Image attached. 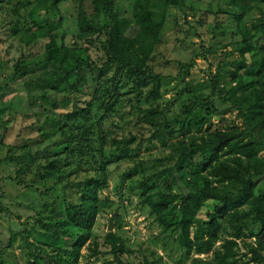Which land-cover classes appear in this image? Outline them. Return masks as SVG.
Here are the masks:
<instances>
[{
	"label": "trees",
	"instance_id": "1",
	"mask_svg": "<svg viewBox=\"0 0 264 264\" xmlns=\"http://www.w3.org/2000/svg\"><path fill=\"white\" fill-rule=\"evenodd\" d=\"M67 1L77 6L73 42L66 40L59 9V3ZM87 1L0 0L8 37L19 36L27 43L48 39L42 58L22 56L13 65L10 81L0 84L1 89L20 82L26 89V100L0 101V126L4 115L9 120L11 114L44 115L41 125L28 126L36 127L39 137L15 145L20 155L8 146L7 161L29 159L27 166L8 177L24 184L29 166L45 159L36 174L46 177L57 172L71 197L64 196L55 221L37 219L40 230L25 228L26 236L34 235L37 241L29 243L30 263L79 264L84 247L99 254V242L91 239L98 214L114 204L109 196H102L109 187L110 167L130 160L135 165L123 175L141 174L132 189L138 190L141 204L149 207L161 228L176 236L177 247L192 264H241L244 259L264 264V0H223L224 7L220 0L216 10L199 7L198 0H89L86 7ZM35 7L43 11V18L30 12ZM22 13L31 21L21 22ZM208 13L216 17L212 38L227 33L228 26L221 22H234L231 43L240 53L236 66L228 70V63L220 62L197 85L187 80L194 55L190 61L166 60V67L174 64L175 73L158 69L155 57L168 21L183 32L179 40L188 51L194 44H188V38L193 33L201 38L198 30ZM181 19L189 30L184 31ZM201 42L206 59L212 48L202 47ZM91 49L101 56L94 59ZM35 65L37 76H31ZM61 92L88 99L84 106L59 112L71 102L59 100ZM123 97L156 104L146 108L141 119L151 131L148 160L137 154L144 137L116 138L112 134L120 124L106 127ZM215 97L228 107L220 110ZM38 109L43 112L37 113ZM212 111L222 120L225 114L236 113L242 124L215 131L209 138L198 136ZM154 139L163 152H152L157 148ZM45 141L43 148L34 149ZM109 146L116 151H109ZM91 170L94 175H89ZM6 210L0 202V211ZM105 243L120 264H125L124 253L134 252L114 232L106 234ZM3 251L0 264H9ZM143 264H162V258Z\"/></svg>",
	"mask_w": 264,
	"mask_h": 264
},
{
	"label": "rangeland",
	"instance_id": "2",
	"mask_svg": "<svg viewBox=\"0 0 264 264\" xmlns=\"http://www.w3.org/2000/svg\"><path fill=\"white\" fill-rule=\"evenodd\" d=\"M219 1L198 0V6L216 10ZM221 1L220 6L224 7L225 2ZM88 3L89 0L86 3V7H88ZM39 9L35 7L30 12L43 18V11ZM59 9L60 15L63 18V27L67 31L66 40L67 42H73L72 35L77 31V20L75 17L77 6L73 2L67 1L59 3ZM3 16V13L0 12V84L10 81L13 65L22 56L28 60L34 59L35 61L42 58L45 44L48 40L45 37H39L27 43L19 36L8 37L9 31L3 27L7 24L3 21ZM56 17L58 18L59 15H56ZM215 18L213 13L204 15L203 20L205 23L198 30L201 38L191 31L193 37L188 38V44H191V42L194 44L188 51L183 49L179 40V38L184 36L183 32L177 31L170 19L162 37V44L159 45L158 53L155 57L156 63L159 64L157 68L167 73L173 71L175 73L177 70L173 69L174 64H171L168 68L164 63L166 60L180 59L190 61L194 55L196 62L191 69L190 76L187 77V80L192 82L193 85L203 82L207 70L214 72L220 62H227V69L232 70L236 66L235 62L240 59L239 50L236 45L231 43V30L234 27V22H229L228 24L227 21L221 22L223 27L224 24H226V27L228 26L227 33L224 36L218 33L212 38L213 33L210 30L216 24ZM20 21L27 23V21H31V18L22 13ZM180 23H182L184 31L189 30L182 19ZM201 41L205 43L202 44V47L211 46L212 48L211 53L207 54L206 59L202 55ZM216 45H219V47H215ZM195 49L196 52H194ZM91 55L94 59H97L101 56V52L91 49ZM37 70L38 66L35 65L34 73L31 76H37ZM262 81H264V78ZM177 83L180 84L181 80L179 79ZM180 86L178 85V88ZM171 94L174 95L175 91L167 93L165 98H169ZM65 98H69L71 102L67 107L58 109L59 112H67L76 106H84V102L88 99V97H75L63 92L58 95L59 100ZM23 100H26V89L20 82L7 83L0 89V101L19 102ZM215 100L220 110L228 107V105L221 104L216 97ZM155 105L153 102H146L145 98L139 101L136 98H132L131 102H129V97H125L116 105V111L111 119L106 122V127H109V124L111 126L114 125L115 122L120 124L118 131L112 134L113 137L127 138L132 134L137 135L139 138L144 137L141 151L137 152L138 157L144 160H148L149 158L146 146L150 144L147 138L150 136L151 131L147 125H144V122H141V119L145 114V109ZM163 105L165 104L163 103ZM163 105L161 106L166 107ZM41 112L43 110L38 109L37 113ZM212 112L214 115L204 125L202 132L198 136L209 138L215 134V131L220 129L226 130L233 126V124H242V119L237 118L236 113H227L225 114L226 119L222 120L217 112ZM8 117L7 115L2 117L3 125L0 126V143L4 144L3 146L0 145V202L7 208L6 211H0V250L5 248L3 256L9 264H31L29 243H36L37 241L34 235L26 236L25 228L40 230L41 228L36 221L37 219H41L44 222L55 221L57 218L54 216L55 211L62 208L63 198L67 194L63 186L66 181H58L57 172L46 177H40L36 174L39 164L45 162V159L29 166L30 171H27L24 176V184H18L12 179L18 169L29 164V159L7 161L5 156L8 154V146L13 145L12 152L20 155V151L15 148V145L21 144L30 137H39L36 127L28 126L34 122L36 126L41 125L44 115L40 114L36 117L28 118L23 117V115L12 116L11 114V120ZM242 128L243 126H241ZM181 135L182 133L179 134V136ZM244 135L245 141L250 139L248 134L244 133ZM173 140L176 141L178 138L176 137ZM200 140L198 139L197 141ZM153 143L156 144L157 148H153L152 152H163L157 140L154 139ZM46 144L47 141L34 146V149L43 148ZM108 150L111 152L116 151L114 146H109ZM53 157L50 156V158ZM134 165V162L125 160L110 167V173L108 174L109 187L103 191L102 196H109V198L114 200V204L112 208H106L98 214L91 239L99 242V254H93L91 250L84 247L82 251L83 256L80 258L79 264H120L115 259L114 254L111 253V247L105 243L108 232H114L116 235L121 236L125 245L134 251L131 254L126 252L121 256L125 264H143L146 259L156 262L159 257L162 258V264H192L184 256L183 251L177 247L176 236L161 228L155 215L149 213V207L141 204L142 197L138 190L132 189L141 180V174L136 173L133 177H125L123 175ZM89 175H94V172L91 170ZM8 176L12 178L9 179ZM41 191L44 194H41ZM66 196L68 197V195ZM114 212H117L116 215H113ZM116 217L119 218L120 225H117ZM111 219L114 226L112 230H109L108 225ZM221 243L222 240L217 242V245ZM244 260L247 261V259ZM244 260H242L241 264H256L249 260L245 263Z\"/></svg>",
	"mask_w": 264,
	"mask_h": 264
},
{
	"label": "water",
	"instance_id": "3",
	"mask_svg": "<svg viewBox=\"0 0 264 264\" xmlns=\"http://www.w3.org/2000/svg\"><path fill=\"white\" fill-rule=\"evenodd\" d=\"M116 213H117V212H114L113 215H116ZM113 226H114V224H113V221H112V219H111V220H110V223H109V225H108V229H109V230H112V229H113Z\"/></svg>",
	"mask_w": 264,
	"mask_h": 264
}]
</instances>
